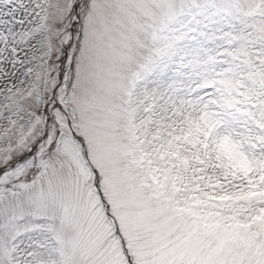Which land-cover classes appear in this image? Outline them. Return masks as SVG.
I'll list each match as a JSON object with an SVG mask.
<instances>
[{
  "label": "snow or ice",
  "instance_id": "snow-or-ice-1",
  "mask_svg": "<svg viewBox=\"0 0 264 264\" xmlns=\"http://www.w3.org/2000/svg\"><path fill=\"white\" fill-rule=\"evenodd\" d=\"M0 264H264V0H0Z\"/></svg>",
  "mask_w": 264,
  "mask_h": 264
}]
</instances>
